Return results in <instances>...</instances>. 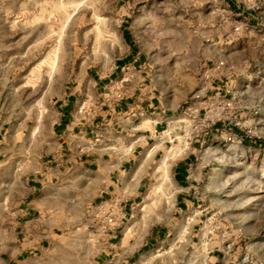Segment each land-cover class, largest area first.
Returning <instances> with one entry per match:
<instances>
[{
	"label": "rangeland",
	"instance_id": "rangeland-1",
	"mask_svg": "<svg viewBox=\"0 0 264 264\" xmlns=\"http://www.w3.org/2000/svg\"><path fill=\"white\" fill-rule=\"evenodd\" d=\"M124 29L148 82L182 97L225 60L213 81L233 89V104H211L232 95L210 89L204 105L186 107L112 253L90 237L96 212L73 204L46 264H264V0H0V210L33 195L29 173L57 151L56 96L88 87L91 70L97 81L110 74L129 49ZM191 152L194 203L182 210L174 168Z\"/></svg>",
	"mask_w": 264,
	"mask_h": 264
},
{
	"label": "crops",
	"instance_id": "crops-1",
	"mask_svg": "<svg viewBox=\"0 0 264 264\" xmlns=\"http://www.w3.org/2000/svg\"><path fill=\"white\" fill-rule=\"evenodd\" d=\"M123 32L129 49L116 59L110 74L97 81L91 70L88 87L79 82L66 85L56 96V155L45 170L29 173V199L10 200L0 210V264H46L49 250L60 243L64 224L72 222L73 204L93 215L100 204H118L120 218L114 229L100 233L93 223L90 233L98 243L97 253H112L126 219L143 199L146 170H153V161L173 139L177 121H185L187 108L201 104L194 94L182 97L178 90L166 92L160 83L148 82L146 61ZM223 83L216 78L211 91L224 93ZM220 100L211 104L225 99ZM177 108H183L179 120ZM192 157L191 152L174 168L182 210L194 203L187 166ZM61 199L68 204L62 206ZM217 264H223L222 258Z\"/></svg>",
	"mask_w": 264,
	"mask_h": 264
},
{
	"label": "built area",
	"instance_id": "built-area-1",
	"mask_svg": "<svg viewBox=\"0 0 264 264\" xmlns=\"http://www.w3.org/2000/svg\"><path fill=\"white\" fill-rule=\"evenodd\" d=\"M225 66L226 61L220 60L213 66L204 69L200 83L194 93V97L201 103V105H204L207 101L206 99L210 98L208 92L212 88L211 82L217 75L223 74V69L225 68ZM223 89L225 90L226 94L232 95L229 100H224L226 107H230L233 104L235 93L233 89L228 86V84H225V87ZM117 96L120 97L121 93L117 92ZM236 125H240V123H236ZM248 132H252V129H248ZM228 139L231 140L232 137L228 136ZM119 218L120 209L118 207V204L115 201H112L109 205L100 204L98 206L95 213L94 224L98 232L109 233L114 229Z\"/></svg>",
	"mask_w": 264,
	"mask_h": 264
},
{
	"label": "bare ground",
	"instance_id": "bare-ground-1",
	"mask_svg": "<svg viewBox=\"0 0 264 264\" xmlns=\"http://www.w3.org/2000/svg\"><path fill=\"white\" fill-rule=\"evenodd\" d=\"M165 157H167V156H165ZM164 162H166V160H164ZM166 165H168V164H166ZM164 174L167 176L169 175V169L168 168H166V170L164 169Z\"/></svg>",
	"mask_w": 264,
	"mask_h": 264
}]
</instances>
